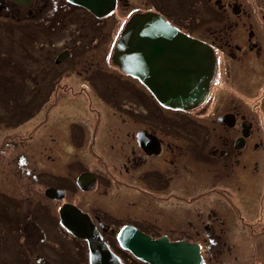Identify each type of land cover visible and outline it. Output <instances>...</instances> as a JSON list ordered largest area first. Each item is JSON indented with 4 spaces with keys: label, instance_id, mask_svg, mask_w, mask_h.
Segmentation results:
<instances>
[{
    "label": "flooded vegetation",
    "instance_id": "flooded-vegetation-1",
    "mask_svg": "<svg viewBox=\"0 0 264 264\" xmlns=\"http://www.w3.org/2000/svg\"><path fill=\"white\" fill-rule=\"evenodd\" d=\"M118 2L116 0L110 14L101 18L81 8L95 17L93 19L103 21L115 13ZM45 3V0H0V19L13 21L12 24L16 25L19 22L29 23L30 17L39 14L37 18H43L41 21L48 23L42 12ZM56 4L58 1L52 2L54 9L47 16L55 20L54 27L61 18V5ZM64 4L71 11L80 7L66 0ZM201 5L203 11L208 13L207 8L209 10V16L200 18L203 19L201 24L209 20L212 23L207 24L206 30L198 36L182 31L212 50L216 70L207 93L194 108L183 110L163 106L151 90L155 86L145 81L143 73L141 77L132 76L113 63L117 31L113 34L110 50L104 54V62H108V68H116V72L110 71H113L117 82L128 86L131 96L121 93L125 89L120 85L111 87L106 85L107 82L90 80L80 82L82 89L79 94L65 96L62 94L61 76L54 74L53 104L62 105L64 100L71 99L74 107L85 104L89 111L79 112L67 124L68 134L63 131L60 122L56 126L57 137L53 138L56 144L62 148L63 144L69 143L75 151L74 158L56 152L57 160L72 168L66 172L71 175L68 182H61L63 177L67 178L61 173L63 168L40 175L30 160L19 162L21 170L25 168L31 172L34 176L30 177L38 179L39 187L43 188L42 196H32V206L28 197L15 202L14 196L5 193V182H0V213H13V217L8 219V226L21 232L22 241L17 243L18 247L16 243L12 244V254L16 255L18 262L78 264L77 258L80 264H89L88 241L68 232L59 223L60 209L72 204L86 215L89 225L96 229L101 241L117 256L120 264H150L121 246L118 235L123 228L141 232L151 240L165 236L170 243L185 242L195 246L203 264H264V4H258L257 0H202ZM74 51L70 47L58 50L53 60L55 66L67 58L72 59ZM106 77L109 75L103 76L104 79ZM157 83L155 81V85ZM98 87L102 92L92 100ZM50 94L51 91H48L42 95L40 104L46 103ZM257 94L258 97L255 96ZM83 96L86 97L83 98L84 103L78 102L77 99ZM107 98L112 100L113 107L121 109L119 116L122 119L135 117L136 126L131 130L134 145L130 151H125L119 143L107 144L109 137L112 136V141H115L114 136L119 138L120 135L113 122L108 126V113L99 104H107ZM128 103L144 106L140 111L132 109ZM52 105L47 107L42 123L48 120ZM106 126L108 131L103 140L101 135ZM33 135L30 134L27 140L33 139ZM174 139L181 143H175ZM77 149H82L84 159L77 157ZM106 149L113 151L114 155L110 157ZM124 158L123 169L117 166L114 172L109 173L110 163ZM95 164L101 166L106 175L95 168ZM131 170L141 181L144 179L145 184L129 188L134 191L128 195L166 205L161 206L160 212L156 210L148 223L145 218L136 215L117 217L105 207L100 206L103 210L95 206L86 209L68 200L70 188L73 193L77 190L87 192L92 185L97 186L100 180L107 179L117 183V193L121 194L126 190L122 188L126 181L117 179V176L127 175ZM175 175L179 178L177 189L173 186ZM13 177L16 182L13 189L17 188L18 180L27 178L24 173ZM43 177H51V182L44 181ZM96 193L101 194L99 191ZM102 195L105 196L104 193ZM52 202L55 207H51ZM44 203L50 204L52 217L47 216L45 208L40 206ZM132 204L138 205L137 202ZM24 212L29 217L28 221L24 217L21 219ZM182 216L185 219L182 220ZM134 218L138 219L137 222ZM72 222L74 224L76 218ZM43 224L51 226L56 235L60 232L64 236L66 245L62 252L55 253L53 249L52 254L49 252L51 255L45 253L52 248L47 245L50 241H47ZM33 228L38 234L35 237L32 235L33 241L29 246L26 233H32ZM56 235L50 234L49 237ZM68 249H73V254L68 255Z\"/></svg>",
    "mask_w": 264,
    "mask_h": 264
},
{
    "label": "rangeland",
    "instance_id": "rangeland-1",
    "mask_svg": "<svg viewBox=\"0 0 264 264\" xmlns=\"http://www.w3.org/2000/svg\"><path fill=\"white\" fill-rule=\"evenodd\" d=\"M45 1L47 3H45L42 12L46 19H48L47 16L54 9L52 5L53 1H58V4L61 5L59 6L61 18L58 20L59 23L55 24V27V22L46 23L41 21L43 18H37L39 14L29 18L30 26L28 28L21 27L22 22H19V25H13V21L0 19V72L3 74L1 75L0 73V182H5L3 186L6 190L5 193L14 196L16 198L15 202L19 198L26 199L28 197L31 206L33 201L32 196L34 195L36 198L42 196L43 188L39 187L38 183L40 181H37L38 179L30 177L34 176L31 172H27L25 168L21 170L22 166H20L19 162L26 160L28 162L30 160L31 165L34 166L40 175L63 168L64 170L61 173L66 175L67 178L63 177L61 182L63 184L68 182L71 175L66 172L71 167L59 162L56 152L59 151L61 155H69V157L74 158L75 151H73L69 143L63 144L62 148L56 144L53 140V138L57 137L56 126L60 122L63 125V131L68 134L70 130L67 124L77 117L79 112L87 113L89 111L85 104L74 107L71 99L64 100L62 105L53 104L55 102L53 97V90L55 89L53 85L55 80L54 74H60L62 94L65 96L79 94V91L82 89L80 82L85 80L97 83L104 81V83L107 82L106 85L111 87L120 85V88L125 89L121 93H126L125 96H131V92L127 88L128 86L124 82L123 84L117 82V78L114 77L112 72H116V68H108L110 66L108 62H104V54L110 50L113 34H116L119 24L123 25L124 21H128L132 12L155 11L169 18L173 25L194 36H198L200 32L202 34L206 30L207 24L210 25L212 23L209 20L207 23H203L204 25L201 24L203 19L200 18L203 15L209 16L208 8V13L201 8L202 0H119L115 13L103 21L93 19L95 17L91 16L89 12L81 7L75 8V11L69 10L64 4L65 0ZM257 2L258 4H264V0H257ZM10 29L12 30L10 31ZM120 29H122V26L119 27ZM63 47L72 48L73 51L75 50V55L72 59L67 58L60 65H56L57 67L60 66V69H57L53 61L54 55ZM53 67L55 68L53 69ZM64 69L67 70L64 71ZM110 70L113 71L111 72ZM108 75L109 77L103 78V76ZM254 90L256 92V88ZM48 91H51V94L46 98L48 101L40 104L39 101H42V95ZM95 92L97 94L92 96V100L100 96L102 90L98 87L95 89ZM255 96L258 97V94ZM83 98L86 97L83 96L82 99H77V101L84 103ZM105 101L107 104H99L108 113V126L113 122V126L120 133L119 138L114 136L115 141H112V136L109 137L110 141L107 144L119 143L124 146L123 149L125 151L127 149L130 151L134 145L131 130L136 126L135 117L131 116V118L122 119L119 116L121 109L113 107L114 104L111 99L107 98ZM50 105H52V108L49 109V118L42 123L43 118H46L45 112L48 111L47 107ZM127 105L131 106L132 109L136 110L137 108L140 111L142 106H144L143 104H140L142 106H137L133 103H128ZM39 122H41L39 125L41 128L38 129L37 125ZM141 122L144 124V119ZM157 127L160 129V125ZM34 128L35 131H33ZM107 129L108 127L106 126L101 135L103 140L108 131ZM30 134H34V138L27 140ZM174 140L177 144L181 143L177 139ZM60 148L61 150H58ZM106 153L110 157L114 155L110 149H106ZM82 154V149H77V157L83 158ZM125 161L126 159L124 158L123 160L111 162L108 168L109 173L114 172L117 166L123 169L122 165L124 166ZM93 166L106 175L105 170L101 166L98 164ZM23 173L27 178H23V181L18 180L19 184L17 188L13 189L16 184L13 176H21ZM117 179L126 181L122 185V188L126 190H123L121 194L117 193V183L111 179H107V181L100 180L97 185L98 187L92 185V189L87 192L77 190L73 193V190L70 188L68 200L74 203L77 202L78 206L86 209H90V206L101 209L105 207V209L117 217L124 216L128 218V215H136L138 218H145L147 223L148 219L155 215L156 210L160 212L161 206H166L149 199H139L128 195V193L134 191L129 190V188L134 189V185L143 186L145 184V180L141 181L132 170L122 177L117 176ZM43 180L51 182V177H43ZM178 181L179 178L175 175L173 177L175 189L180 186ZM96 187L97 189L94 190ZM1 191L2 189H0ZM96 191L101 192V198H99L100 195ZM12 196L11 198H13ZM132 202H137L138 205L135 206ZM52 204L51 207H55L53 202ZM129 204H131L130 208L126 209L125 207L129 206ZM44 205L40 206L45 208L47 216L52 217L53 212L49 209L50 204L44 203ZM12 214L1 215L0 213V264H30L24 260L18 262L17 257H15L16 255L12 254V246H14L12 244H19L22 241L19 229L8 226V219L13 217ZM23 217L26 219L25 221H28L29 217L26 212L23 213L21 219ZM134 219L137 222L138 219ZM183 219H185L184 216H182ZM179 223L181 224L182 222ZM168 225L171 228L173 227L170 223ZM43 226L46 229L45 232L47 231V238L49 239L47 241H50L47 245L52 250H42L47 255H51L53 249L55 253L62 252L66 245L64 236L60 232H57L58 234L56 235V232L50 229L51 226L49 225L43 224ZM37 234L38 231L34 228L32 233L31 231H27L26 239L29 246L33 241V236L35 237ZM50 234L56 236L50 238ZM67 253L68 255L73 254V249H68ZM76 261L80 264L77 258Z\"/></svg>",
    "mask_w": 264,
    "mask_h": 264
},
{
    "label": "water",
    "instance_id": "water-1",
    "mask_svg": "<svg viewBox=\"0 0 264 264\" xmlns=\"http://www.w3.org/2000/svg\"><path fill=\"white\" fill-rule=\"evenodd\" d=\"M66 1L96 17L108 14L116 4V0ZM112 60L127 73L140 77L143 73L145 81L155 86L151 90L159 102L177 109L198 106L216 70L214 54L206 44L151 11L131 16L115 44ZM60 217L61 226L88 241L89 264H120L78 208L64 205ZM118 239L123 248L150 264H202L197 247L185 242L170 243L165 236L151 240L141 232L123 228Z\"/></svg>",
    "mask_w": 264,
    "mask_h": 264
},
{
    "label": "trees",
    "instance_id": "trees-1",
    "mask_svg": "<svg viewBox=\"0 0 264 264\" xmlns=\"http://www.w3.org/2000/svg\"><path fill=\"white\" fill-rule=\"evenodd\" d=\"M45 20L48 21V23H54L55 22V20L52 17L45 19ZM16 25H19V24H16ZM28 26H30V24L28 22H26V23H23L21 27L28 28ZM51 27H53V26H51Z\"/></svg>",
    "mask_w": 264,
    "mask_h": 264
}]
</instances>
